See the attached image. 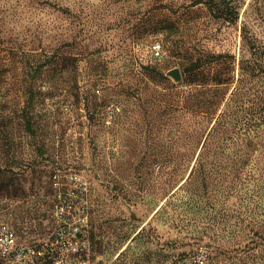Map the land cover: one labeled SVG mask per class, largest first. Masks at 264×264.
Returning <instances> with one entry per match:
<instances>
[{
    "label": "rangeland",
    "instance_id": "obj_1",
    "mask_svg": "<svg viewBox=\"0 0 264 264\" xmlns=\"http://www.w3.org/2000/svg\"><path fill=\"white\" fill-rule=\"evenodd\" d=\"M251 44L264 0H0V221L35 243L66 201L121 264H194L203 244L207 264H264L226 255L264 231V130L199 170L209 124L188 104L212 74L195 60L220 56L230 94Z\"/></svg>",
    "mask_w": 264,
    "mask_h": 264
},
{
    "label": "trees",
    "instance_id": "obj_2",
    "mask_svg": "<svg viewBox=\"0 0 264 264\" xmlns=\"http://www.w3.org/2000/svg\"><path fill=\"white\" fill-rule=\"evenodd\" d=\"M250 59L240 62V76L237 84L228 94L231 82L220 76L218 67L221 65L218 57H211L201 62L195 60L187 72L191 74H206L207 79L202 83L196 84L189 104L190 108L195 109V117L199 124V130L204 124L208 123V128L203 132L205 135L204 144L200 152L198 169L204 170L207 161L202 158L209 154L222 156L231 140L230 135L245 132L258 136V132L264 130V50L251 44L249 47ZM210 78V79H209ZM209 82L206 83V81ZM25 118V128L31 134H35L31 124L34 117V107L29 106L23 110ZM197 130V131H199ZM226 153V152H225ZM208 164V163H207ZM255 237V238H254ZM243 249L227 250L228 254L253 256L258 251L264 250V231L256 232ZM201 247L206 252L204 264L209 261L208 248L203 244Z\"/></svg>",
    "mask_w": 264,
    "mask_h": 264
},
{
    "label": "built area",
    "instance_id": "obj_3",
    "mask_svg": "<svg viewBox=\"0 0 264 264\" xmlns=\"http://www.w3.org/2000/svg\"><path fill=\"white\" fill-rule=\"evenodd\" d=\"M151 50L158 59L160 45L153 44ZM54 207L55 229L35 243H21L12 227L0 221V264H121L116 257L104 258L94 251L90 229L82 227V220L67 217L72 203L59 201ZM205 259L204 250V256L194 264H203Z\"/></svg>",
    "mask_w": 264,
    "mask_h": 264
},
{
    "label": "water",
    "instance_id": "obj_4",
    "mask_svg": "<svg viewBox=\"0 0 264 264\" xmlns=\"http://www.w3.org/2000/svg\"><path fill=\"white\" fill-rule=\"evenodd\" d=\"M167 77L173 79L174 82L181 81L180 71L178 68H174L167 72Z\"/></svg>",
    "mask_w": 264,
    "mask_h": 264
}]
</instances>
